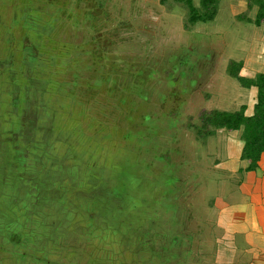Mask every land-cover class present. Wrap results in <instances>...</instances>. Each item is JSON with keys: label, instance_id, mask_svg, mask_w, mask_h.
Segmentation results:
<instances>
[{"label": "rangeland", "instance_id": "1", "mask_svg": "<svg viewBox=\"0 0 264 264\" xmlns=\"http://www.w3.org/2000/svg\"><path fill=\"white\" fill-rule=\"evenodd\" d=\"M43 1L37 0L34 7V10L38 9L35 10L38 13L33 16V20L38 23L35 27L45 24L46 18L37 16L40 15L39 12L43 10L45 15L49 7L48 11L51 14L52 4L56 3L55 1L52 3L51 0H49L50 2ZM140 1L109 0L108 11L112 13V16L105 20L104 18L85 16V19L82 20L79 14L83 9L74 6V1L66 0L64 20L66 24H61L60 21L63 17L59 14L61 31L59 29L56 31L57 33L50 32L49 37L43 36V39L47 37L46 43L40 48L43 52L40 59L46 62L43 72L46 76L52 75L63 84L60 85L61 90L54 94L47 91L41 97L30 96L32 97L29 102L30 110L27 113L20 110L17 119L11 115L12 121L16 119L14 123L17 129H12H15L14 135L19 143L16 154H12L13 158L11 156L9 159L4 158L8 152V146L5 147L6 139L1 134L2 128L0 127V142H3V146L0 148V220H2L0 221V232L7 233V238L10 237L13 244L18 243L14 246L9 245L7 240L3 237L0 238L2 245L0 258L5 260L7 256H10V252L12 253L10 259L6 260L4 264H28V259L22 258L21 254L33 251L35 245L32 242L38 243L37 240L43 235H40L41 232L30 230L31 226L45 224L49 220H58L54 222V225L59 231L52 234L56 233L55 235H60V238L56 240V243H48L47 247L57 246L56 244H60L59 242H62L66 234L68 235L70 232L73 236H79L78 238L81 239L79 248L75 252L68 253L66 251L59 257L60 250L56 249L53 254L61 260L59 264H211L210 261H207L210 257L206 255L210 253V232L208 235L202 232L206 224H199L200 220H192L190 223L191 220H182L183 216L180 215L183 213L184 190L180 192V199L175 197L178 205L177 217L175 212L170 213L174 203H168L166 200L164 202V205L167 204L166 209L161 208L165 214H156V217L161 216L162 220H153L152 216H149L150 220H146L144 216L136 218L135 213L138 212H136V205L132 204L133 195L129 193V186L123 180L125 170L122 168L118 174L121 178L116 179H112L108 173V167L117 162V150L119 151L117 159L122 164L128 162L134 166L131 153L134 154L139 148L142 151L139 152L138 157L144 160L146 156L144 154L148 152L147 162L150 164L156 160L168 161L166 158L162 156L159 158L156 155L159 152L158 149L162 151L164 149L167 152L168 146L164 148V141L166 139L168 141L169 137H174H171L172 133L166 127L173 129L177 123H183L186 116L190 119V116L197 115L199 107L204 110L208 109L204 95L199 96L202 90H199L198 95L194 99L192 98L193 100L182 99L186 97L188 89L193 84L190 83L191 79L200 69L196 61L193 63L194 59L190 62L192 64L179 67L178 59L167 61L165 58L166 65H172L176 73L179 69L177 82L164 80L167 79L166 72H164L166 65L159 67L153 78H148L150 72L147 71L155 66L158 68V65L143 63L144 57L150 55L153 49L150 48L152 46L150 41L142 39L141 28L149 20V17L142 15L141 10H144V7H140ZM121 4L123 5L122 14L118 13ZM182 6L180 5V7ZM51 17L47 18L49 22H51ZM55 19L50 28L58 29L59 22H57V17ZM225 19L227 18L225 17L223 20ZM77 21H80V28L75 25ZM94 24H98V29ZM166 28L168 30V27ZM55 34L58 38L55 37ZM151 35L153 34L151 33ZM61 37H64L63 46L79 44L75 48V54L68 52L69 54L64 55V52L62 53L58 49L56 42ZM105 37L111 39V47L116 57L126 54L127 63L125 65L127 66L115 57L111 61L117 66L115 64L108 65L104 61L105 45H102V42L103 40L105 42ZM160 38L167 40L163 36ZM50 48H57L54 51L55 55L52 56L53 63L50 62L52 58L49 55L53 52ZM29 50L27 48L26 51ZM140 51L143 54L138 59L133 57ZM68 55L70 57H67ZM26 59L29 60V56ZM4 60L7 63L11 61L10 57H6ZM233 60L235 59L228 60L229 64H233ZM1 69L4 70L3 67ZM23 69V72H17V76L21 74L29 78L27 64L23 66ZM39 77L46 79L45 76ZM122 78H125L124 82L121 80ZM138 78H142V82L139 80L135 82V79ZM175 78L176 76L174 80ZM6 82L2 75V79H0V123L3 113L6 112V108L3 106L6 102L3 98L7 89H11L12 86L15 88L16 96L11 97V105L16 110L18 107L23 109L26 106L27 103L23 102V97L29 96V92L26 90L29 85L26 84L27 86L22 87L18 82L16 85ZM132 86L138 90L131 92ZM166 88H174L172 99L174 106L172 107L168 104L169 97L165 94ZM176 95L180 99H177ZM52 96H54L52 100L54 105L50 106L46 103L48 108L41 109L38 104L48 101ZM131 102L137 103L133 109L128 107ZM187 104L188 107H186ZM201 105L203 106L201 107ZM71 113L72 116L69 119L68 115ZM27 121L28 125H26ZM163 134L165 136H162ZM87 136L89 137L86 139ZM122 142L129 146L128 153H124V148L121 147ZM62 155L68 158L69 163L78 162L80 164L82 177L79 184L74 187L68 184L67 179H64L66 175L62 171L69 173L71 169L62 166L60 160ZM43 164H46L47 167H42ZM99 165L104 166L102 174L106 173L109 181L104 179L94 182L88 176L92 174L91 170H88L90 172L88 175L85 174L88 173L84 170L86 167L93 170L94 166ZM49 166L52 170L61 171L62 175L59 178H51L48 175ZM161 166L163 165L159 163L157 169L153 170L154 176L156 174L159 176ZM170 176L173 177V173ZM182 176L175 177L176 182H179L178 179H182ZM34 179L38 182L39 191L32 184ZM62 183L64 184L62 185ZM193 190L195 191V189ZM26 191L34 192L32 197ZM37 193L38 196L35 199L34 196ZM99 195L104 198L105 205H102L101 201H97ZM154 195L157 196L158 193L155 192ZM166 199L169 198L166 197ZM69 203L75 208L68 210ZM91 206H94V209L92 213L87 214L92 209ZM140 207H146V202H143ZM63 208H66L65 216L61 212ZM1 210L12 214L11 219H6L8 224L9 220H12L10 228H3V212ZM144 215L147 214L144 212ZM176 218L178 220H174ZM164 222L165 226H163ZM74 223L80 224L82 227L78 225L75 227ZM103 225L109 226L110 231ZM145 229L146 232H144ZM152 229H154L155 235L149 232ZM109 233L116 236H110ZM191 236L196 239L194 244ZM49 239L47 236L46 240ZM73 243L75 244V241ZM41 252L43 254V250ZM47 253L48 251H44V254ZM150 259L153 261H148Z\"/></svg>", "mask_w": 264, "mask_h": 264}, {"label": "crops", "instance_id": "2", "mask_svg": "<svg viewBox=\"0 0 264 264\" xmlns=\"http://www.w3.org/2000/svg\"><path fill=\"white\" fill-rule=\"evenodd\" d=\"M36 1L0 0V79L3 75L8 84L16 85L18 82L22 87L29 85L30 78L21 74L17 76L18 71H24V52L27 48H30L26 47L30 43L29 39L36 35L34 43L38 45L37 48L40 50L43 43H46L47 37H49L48 34L50 32L55 33L59 29L61 31L60 22L62 25L66 24L64 23L66 0H51L52 3L53 1L56 2L52 4L53 11L50 14L48 7L44 15L43 10H41L40 15L37 16H44L46 18L44 20L45 24L35 27L38 25L33 20V16L38 13L35 11L38 9L34 10ZM47 1L49 2V0ZM188 1L194 8L198 9L200 7L201 0ZM250 1L219 0L218 9L212 20L190 24L188 22L187 0H141L140 7H144L141 13L143 16L149 17V20L141 28L143 32L142 39L150 41L152 44L150 48L153 49L150 55L144 57L143 63H151L161 67L166 65L165 58L167 61L178 59L179 67H181L182 65L192 64L190 62L194 59L193 63L196 61L200 69L191 79L192 81L190 80V83L193 84L188 89L186 97L182 99L193 100L198 95L199 90H202L199 96L204 95L208 109L235 110L238 106L245 104L247 106L246 113L250 114L255 102L256 89L243 88L240 86L238 79L228 72V64L230 63L228 60L230 59L242 63L238 74L246 78L253 77L264 67V24L256 25L254 23L258 7L255 4H250ZM108 3L109 0H77L74 6L83 9L82 13L79 14L82 20L85 19V16L104 18L105 20V18L112 16V13L108 11ZM180 5L183 6L180 7ZM122 7L121 4L118 9L120 14H122ZM59 14L63 17L60 22V19H58ZM50 16H52L51 22L47 19ZM55 17L59 22L58 29L50 28L51 23L56 20ZM225 17L227 19L223 20ZM155 18L158 20L153 22L156 20ZM31 24L35 27L34 30H32ZM75 25L80 28V21L75 22ZM97 25L96 29H98ZM166 27H168V30ZM98 35H100L99 32ZM43 36L47 37L43 39ZM161 36L166 37L167 40H163L160 38ZM63 41L64 37H61L56 42L58 49L62 53L64 52V55H67L68 52L75 53V48L79 44L63 46ZM111 43V39L106 37L105 42L104 40L102 42V45H105L104 61L108 65H114L115 63L111 59L115 57L125 65L127 63L126 54L116 57ZM78 49L80 50L79 47ZM6 54L12 55V60L14 59L12 62L14 63L3 67L6 64L4 61ZM141 54H143L142 51L137 52L133 57L138 59ZM115 65L117 66V64ZM167 66L171 68L172 72H168L166 75L168 79L164 80L177 82L180 73L178 67L176 73L172 65L168 64ZM1 67L5 68L6 72H2ZM155 67L147 71L150 72L148 73L149 79L155 75L157 71ZM124 79L121 80L124 82ZM141 79H135V82L141 81ZM14 89L13 86L11 89H7L3 98L6 102L3 104L6 112L3 113L0 127L2 128L1 134L6 139L4 141L5 147L8 146V152L4 155L5 159H9L10 156L13 158L18 149L16 145H19L14 135L15 129H17L14 121L17 119L20 110L23 112V109L18 107V110H16L11 105V97L16 94ZM135 90L138 89L132 86L131 92ZM173 93L174 88H166L165 94L169 97L168 104L170 107L173 103ZM207 94L208 96H206ZM20 96L22 95L20 94ZM175 97L180 99L177 95ZM186 107H188V104ZM201 109L199 107V111ZM11 115L16 119L12 121ZM28 123L27 121L26 125ZM179 127H183V129H179ZM166 128L171 131V137L174 136L173 138L169 137L167 147V151L172 150L174 154L169 159L174 164L171 165V163L166 162V168L170 172L175 170L177 174L182 172L188 183L194 182L195 184L193 187L195 191L192 190L191 193L199 211L197 210L186 216H190L187 219L191 220L190 223L192 220H200L199 224H206L202 231L204 234L208 235L210 232V253L206 255L212 259L209 258L207 261H210L211 264H264V154L260 158L258 167L250 171L246 169L248 162L240 158L243 145L240 139L242 128L232 131L224 129L217 131L207 137L204 143L199 142L190 131L185 130L184 125H181V123L173 129ZM162 136H165V134ZM21 141L23 142V140ZM2 146L3 142L1 141L0 148ZM178 148H180V152L177 154ZM177 155L180 157L179 160H177ZM160 162L165 163L161 160ZM127 183L130 193H135L132 201V204L136 205V212H138L135 213V217L144 216L146 220H150L149 216H152L153 220H162V217H156V214H165L161 209H166L167 204L164 205V202L168 200V203H170L173 200L174 187L170 183V176L160 173L159 176L146 179V176L142 175L140 177L138 175L135 178H128ZM189 191L186 203L193 201L191 195L189 196ZM155 192L158 193L157 196L154 195ZM167 193L169 195H166ZM166 197L169 199H166ZM154 199H156L155 203ZM143 202H146L144 208L140 207ZM2 212L4 221L2 226L6 229L10 228L12 220H9L8 224L6 219H11L12 214L8 211ZM144 212L147 215H144ZM110 229L108 226V231ZM144 232H146V229ZM149 232L155 235L154 229ZM4 233L0 234V238L3 237L7 240L9 245H18V243L13 244L10 237L7 238V233ZM109 234L110 236L113 235L112 233ZM114 236L116 235L114 234ZM0 247H2L1 243ZM10 256H12L11 252Z\"/></svg>", "mask_w": 264, "mask_h": 264}, {"label": "trees", "instance_id": "3", "mask_svg": "<svg viewBox=\"0 0 264 264\" xmlns=\"http://www.w3.org/2000/svg\"><path fill=\"white\" fill-rule=\"evenodd\" d=\"M218 1L219 0H201L200 7L197 9V8H194L191 5V3L187 0L188 22L190 24H193V23L198 22V21L205 22L208 20H212L215 17L216 11L218 9ZM250 4H255L258 7L257 16H256L254 23L256 25L264 24V0H251ZM96 6H98V5H96ZM31 27H32V30L35 29V27L33 25ZM35 41H36V38L34 36L32 39H29L31 46H30V43H28V45L26 47H30L29 48L30 50L29 51H26L27 49L25 50L24 59H23V64L24 65L27 64L28 73H29L28 76L30 78L29 86H27V89H26L29 92L28 93L29 96L27 98L23 97V102L26 101V103H27L26 106L23 108V111H25L26 113L28 110H30L29 102H31V98H32L30 96L38 95V97H41L44 93H47V91L53 92V94H54L55 92H59L61 90L60 85L63 84V83L61 84V82L57 78H53L52 75L46 76V74H44L43 70L45 68L46 62H43L40 59V55L41 54L43 55V52L37 48L38 45H36V43H34ZM50 49L53 50V52L49 55V57L52 58V56L55 55L54 51L57 48H50ZM70 55H72V54H70ZM70 55H68L67 57H70ZM26 56L27 57L29 56L30 59L29 60L26 59L27 58ZM6 57H10L11 61H10V63H7V61L4 60L6 64L3 67L9 66L11 63L12 64L14 63V62H12L14 60V59L12 60V55L6 54L5 58ZM67 57H65V58H67ZM50 62L53 63V58H52V60H50ZM240 66H241L240 62H234L233 64L230 65L228 72L230 75L236 77L244 87L254 86L256 88V103L254 104L253 112L249 115H246L244 113L245 106H241L240 109L234 110V111H224V110H218V109L203 110L198 115V122L197 123H189L186 127L189 130H191L196 135V137L200 140H202L203 138H205L208 135L213 134L217 129H223L224 128L226 130H236V129L242 128V133L240 135V139L243 142V145L241 148L240 158L242 160H246L248 162V166L246 167V169L252 171L258 167V164L260 162V158L264 154V69H262L260 72H258L253 79H249V78H245V77L238 75V70H239ZM2 72H6L5 68H4V70L2 69ZM26 73H27V70H26ZM39 76H42V77L45 76L46 79L40 78ZM53 88H54V90H53ZM37 99L39 100L40 98H37ZM53 99H54V96L50 97L48 99V101H46V102L42 101L39 103V101H37V100H36V102L39 103L38 105L40 106L41 109H47L48 108L47 104H49L50 106L54 105L52 103ZM135 104H137V103L131 102L128 105V107L133 109L134 107H136ZM71 116H72V113L68 115V118L70 119ZM88 137L89 136H87L86 139ZM17 146H19V145H16V147ZM67 159L68 158L66 156H62L60 158L61 164L64 168L65 167L70 168L71 171L69 173H65V171H62V173L66 175L64 177V179H67L68 184L71 185L72 187H74L76 184H79L80 178L82 177V172L80 169V164L78 162L69 163V161H67ZM116 160H117V162L112 164L111 167H108V173L110 174V177L112 179H116V178L120 177L118 174L120 173L122 168L125 170L123 180L126 183H127L128 178H135L138 175H140V177L142 176V172H139V168H138L137 163L133 162L136 160V158L132 159V163H134V166H132L128 162H126L124 164L119 163L117 158H116ZM141 163H140V166H141ZM42 167L46 168L47 166H46V164H43ZM103 167L104 166H102V165L94 166L93 170L86 167L84 170H86V171L91 170L92 174L88 175L90 173L89 171H88V173L85 171L86 172L85 174L88 175L90 178H92L94 182H96L98 180H104V179L109 181V177L107 176V174L106 173L102 174V168ZM145 170L146 169H144V171ZM62 173H61V171L59 172L57 170H52L51 166H49L48 175L51 178H59L62 175ZM143 176H144V174H143ZM92 179H90V180H92ZM37 183L38 182H36L35 179L32 181V184H34L33 186L38 189ZM63 184L64 183H62V185ZM132 189H134V188H132ZM134 190H133V192H134ZM38 191H39V189H38ZM29 193L31 194V197H32V193H34V192H29ZM129 193H130V190H129ZM39 195H40V193H39ZM132 195H135V193H133ZM37 196H38V193H37V195L34 196V198L36 199ZM99 196L100 197L97 198L98 199L97 201L98 202L101 201L102 205H105V202L103 201L104 198L101 195H99ZM71 200H73V199H71ZM75 206H76V204H75ZM91 207H92V209L89 210L87 212V214H89V212L92 213L94 206H91ZM74 208L75 207L70 206V203H69L68 210L74 209ZM65 211H66V208L61 209L63 216H65L64 215ZM45 214L49 215L47 213H45ZM66 215H67V213H66ZM57 221L56 220H49V222H47V223L45 222V224L44 223L34 224L31 226L30 230H32L33 232H41L40 235H42V234L43 235L41 236V238L39 240H37V241H39L38 243L32 242V244L34 243V245H35V247H33V251H26L23 254H21V255H23L22 258L28 259V264H59V263H61V260L58 259L55 254H53L56 252L57 248H59V250H60L59 257L61 255H63L64 252L66 253V251L68 253L77 251V249L79 248V243H80L81 239L78 238L79 236H75V235L73 236L71 232L68 233V235L66 234V237L64 238V240L62 242H59L60 244H56L57 246L51 245L50 247H47L49 245L48 243H53V242L56 243V240L60 238V235H58V234L55 235L56 233L52 234L55 231L56 232L59 231L55 228V225H54L55 224L54 222H57ZM41 225H43V226H41ZM76 225H78L79 227H82V225L74 223L75 227H76ZM103 227H106L105 229L108 228V226H104V225H103ZM64 233H66L65 230H64ZM47 236L50 238L49 240H46ZM66 240L67 241L71 240V241L67 242ZM73 241H75V244L73 243ZM69 248H70V250H69ZM42 250H43V254H41ZM44 251H48V253L44 254ZM21 255H19V256H21ZM3 259L4 258L0 259V264H4V262L6 260L8 261L10 259V257L5 258V260H3ZM56 260L58 263L56 262ZM148 261L152 262L153 260L150 259Z\"/></svg>", "mask_w": 264, "mask_h": 264}, {"label": "flooded vegetation", "instance_id": "4", "mask_svg": "<svg viewBox=\"0 0 264 264\" xmlns=\"http://www.w3.org/2000/svg\"><path fill=\"white\" fill-rule=\"evenodd\" d=\"M72 1H74V3H77V0H72ZM50 2V1H49ZM54 2V1H53ZM235 62V61H234ZM230 65L231 64H228V69H229V67H230ZM242 67V63H241V66H240V68ZM156 68V72L155 73H157L158 72V69H159V67L157 68V67H155ZM240 68H239V70H238V72L240 71ZM262 69H264V67L262 68ZM261 69V70H262ZM260 70V71H261ZM172 72V70H171V68L169 67V66H167L166 65V68L164 69V72H166V74H165V76L168 74V72ZM260 71H258V72H260ZM257 72V73H258ZM256 73V74H257ZM256 74L253 76V77H249V79H253L255 76H256ZM239 76H241L240 74H238ZM243 77V76H242ZM167 78V77H166ZM246 78V77H245ZM168 79V78H167ZM142 80V79H141ZM239 81V80H238ZM142 82V81H141ZM141 82H138L139 84L141 83ZM239 84H240V86H242L243 88H245V89H250V88H255L254 86H249V87H244L240 82H239ZM256 89V88H255ZM206 96H208V94L206 95ZM255 102H254V104L256 103V96H255ZM171 105L172 106H174V103H171ZM241 106H245V111H244V113L246 114V115H249V114H247L246 113V109H247V106L245 105V104H242V105H240V106H238L235 110H238V109H240V107ZM253 108H254V105H253ZM213 109H217V108H213ZM186 110H188V109H186ZM185 110V111H186ZM204 109H201L199 112H201V111H203ZM205 110H212L211 108L210 109H205ZM218 110H221V109H218ZM224 111H234V110H224ZM198 112V113H199ZM252 112H253V110H252ZM251 112V113H252ZM198 113H197V115H198ZM250 113V114H251ZM200 114V113H199ZM197 115H195V116H190L189 118L190 119H188L187 118V116L185 117V120L183 121V123H181V125H184V129L185 130H187V131H190L192 134H193V136L199 141V142H201V143H204V141L207 139V137H209V136H211V135H213V134H215L217 131H220V130H223V129H217L213 134H211V135H208V136H206L205 138H203L202 140H200V139H198L197 137H196V135L191 131V130H189L186 126L189 124V123H197L198 122V116ZM191 117H193V118H191ZM188 121H189V123H188ZM134 123H137V122H134ZM177 124H179V123H177ZM181 127H179V129H180ZM177 129H178V127H177ZM181 129H183V127L181 128ZM239 129H241V128H239ZM239 129H236V130H239ZM224 130H226V129H224ZM227 131H232V130H227ZM127 142V141H126ZM164 148L166 147V146H168L169 145V142L167 141V139L164 141ZM121 147H123L124 148V153H128V151H129V149H128V145H125V144H123ZM149 150V149H148ZM130 151H132V150H130ZM140 151H142V150H140V148L138 149V151L137 152H135L134 154L133 153H131V156L133 157V159L134 158H136V160L135 161H133V162H136L137 163V165H138V168H139V172H142V175L144 174V176H146V179H152V176L153 177H155V176H157V174L154 176V172H153V170H156L157 169V166H158V164L160 163V164H162L161 162H160V160L159 161H154V162H151L152 164H150V162H147L148 161V152H146L144 155H146L145 156V161L144 160H142L141 158H139L138 157V155H140L139 154V152ZM159 151V152H158ZM158 153H156V155H158V157L160 158V156H162V157H164V158H166L168 161H166V162H169V163H171V161H169V159L171 158V156H173L174 154L172 153V150L171 151H164V149H163V151L161 150V149H158ZM117 153H116V157L118 158V155H119V151L117 150L116 151ZM180 152V148H178V152H177V154ZM115 155V154H114ZM175 155H176V153H175ZM180 159V157H179V155H177V160H179ZM144 161V162H143ZM162 161V160H161ZM142 162V163H141ZM166 162L165 163H163L162 165L163 166H161V168H160V173H164V175L165 176H170V174L171 173H173V177H171L170 176V183H171V185L174 187V192H172L171 194H172V198H173V200H171L170 201V203H174V207L172 208V210L170 211V213L172 214V213H174L175 212V215H176V217H177V213H178V205H177V198H175V197H180V195H181V193L180 192H182V190H184V195H183V199H184V205H183V213H181L180 215L181 216H183V218H182V220H187L188 218H190V216H186L187 214L189 215V214H191L192 212L194 213V212H196L197 210H198V208H196V206H197V203L195 202V199H193V196H192V190H193V187L195 186V184H194V182L192 183V186H190L191 185V183H188L187 181V179H185L184 177H186V176H182V179H178V181L179 182H176V179H175V177H180L181 175H182V172L179 174H177V172L175 171V170H171L172 172H170L169 170H168V168H165V170H164V167H166L167 165H166ZM140 163H141V166H140ZM174 163H171V165H173ZM144 169H146L145 171H144ZM188 190H190L189 191V196L191 195V199H193V201H191V202H189V203H186V200L188 199ZM168 194V193H167ZM158 198V197H157ZM180 199V198H179ZM155 201H156V199H154V203H155ZM157 201H158V199H157ZM172 205V204H171ZM188 207V208H187ZM175 210V211H174ZM199 211V210H198ZM171 216H173V215H171ZM174 220H178L177 218L176 219H174ZM163 226H165V222L163 223ZM160 232H162V231H160ZM154 237H156V236H154ZM191 239H192V242H193V244H194V242L196 241V239H194L192 236L190 237ZM145 245V244H144Z\"/></svg>", "mask_w": 264, "mask_h": 264}]
</instances>
